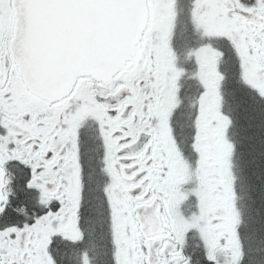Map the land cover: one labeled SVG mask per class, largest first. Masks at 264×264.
Returning a JSON list of instances; mask_svg holds the SVG:
<instances>
[{
	"label": "snow or ice",
	"instance_id": "obj_1",
	"mask_svg": "<svg viewBox=\"0 0 264 264\" xmlns=\"http://www.w3.org/2000/svg\"><path fill=\"white\" fill-rule=\"evenodd\" d=\"M0 264H264V0H0Z\"/></svg>",
	"mask_w": 264,
	"mask_h": 264
}]
</instances>
